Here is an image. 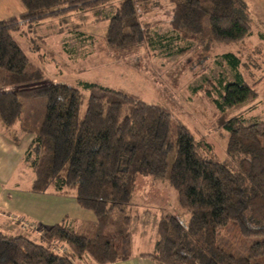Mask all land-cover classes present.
<instances>
[{
	"label": "trees",
	"instance_id": "obj_1",
	"mask_svg": "<svg viewBox=\"0 0 264 264\" xmlns=\"http://www.w3.org/2000/svg\"><path fill=\"white\" fill-rule=\"evenodd\" d=\"M19 1L24 12L0 20V122L20 121L24 100H44L38 127L21 122L33 135L26 153L34 174L30 189L72 194L97 223L81 229L65 223L42 227L44 243L0 230V264H74L83 256L95 264L129 259L132 195L141 175L167 179L189 215L183 225L175 215L161 214L153 252L142 256L157 264H264V117L247 122L227 113L257 97L239 73L235 54L220 56L233 80H218L217 98L206 91L217 127L227 133L225 157L219 159L204 136L197 138L162 105L96 82L47 81L13 35L23 25L32 29L47 17L79 9L107 20L105 41L113 49L153 48L158 39L166 40L168 50L175 41L184 42L175 52L181 55L252 35L244 0H168L171 30L163 35L152 34L156 22L141 19L155 7L149 0H123L109 16L101 12L113 0ZM115 212L121 215L119 228H113ZM51 241L65 243L70 254L56 253Z\"/></svg>",
	"mask_w": 264,
	"mask_h": 264
},
{
	"label": "rangeland",
	"instance_id": "obj_2",
	"mask_svg": "<svg viewBox=\"0 0 264 264\" xmlns=\"http://www.w3.org/2000/svg\"><path fill=\"white\" fill-rule=\"evenodd\" d=\"M121 1H111L112 5H106L101 10L102 16L108 15ZM148 4H154L155 7L147 14H142L141 19L156 22L152 34L170 33L168 21L172 5L167 0H149ZM96 18L92 11L76 9L43 19L35 32L23 25L13 35L30 61L43 70L47 81L67 82L75 86L81 81L96 82L122 88L149 104L162 105L197 138L204 136L213 145L219 159L225 157L227 133L217 127L215 109L206 91L217 98L218 80H233V72L220 57L221 54L233 53L240 59L239 73L257 92L256 98L228 110V115L240 116L247 122L264 117V42L261 34L256 35V26L259 27L262 20L261 12L251 16L252 35L244 41L217 44L208 50L197 48L181 55L175 52L179 46H186L184 42L175 41L168 50L165 47L166 40L158 39L153 48L141 44L130 50L113 49L105 41L106 19L96 21ZM37 36L44 42L34 48L29 39ZM44 103L42 98L24 100L20 123L25 127H38L44 114ZM133 193L136 205L131 214L138 218L139 223H135L137 226L131 229L135 239L142 230L150 232V239L160 214H173L183 225L187 224L189 215L178 206L175 191L167 179L155 180L141 175ZM111 219L113 228L121 227L119 213L112 214ZM94 225L73 223L71 227L77 229ZM29 232L27 235L31 240L44 243L42 227L33 226ZM49 244L53 250L60 247L65 252L63 254H70L65 243L51 241Z\"/></svg>",
	"mask_w": 264,
	"mask_h": 264
},
{
	"label": "crops",
	"instance_id": "obj_3",
	"mask_svg": "<svg viewBox=\"0 0 264 264\" xmlns=\"http://www.w3.org/2000/svg\"><path fill=\"white\" fill-rule=\"evenodd\" d=\"M244 2L250 21L251 16L262 13L260 26H256L258 29L256 35L261 34L262 42H264V0H244ZM22 12H24V6L19 0H0V20L18 17ZM112 12L114 9H111L106 16ZM105 21L107 22V20ZM36 30L35 26L30 31L35 32ZM58 34H60V30H58ZM29 41L38 45L44 42L40 36L30 38ZM32 139L33 135L23 131L20 121H16L10 126L0 122V230L9 235H27L33 226L49 227L61 223L70 227L73 223L96 225L97 220L94 214L81 208L72 194H58L52 187L43 193L31 191L34 174L29 161L26 160V153ZM134 193L132 208L136 205ZM158 220L152 228L150 239L148 230L139 232V237L135 239L132 237L131 229L133 226H137L135 223H138V218L133 217L128 228L131 235L130 258L107 264H157L142 254L153 252L158 239ZM81 228L86 227L77 229ZM27 236L30 238L29 235ZM74 264L95 263H92L88 256H83L81 259L75 260Z\"/></svg>",
	"mask_w": 264,
	"mask_h": 264
},
{
	"label": "built area",
	"instance_id": "obj_4",
	"mask_svg": "<svg viewBox=\"0 0 264 264\" xmlns=\"http://www.w3.org/2000/svg\"><path fill=\"white\" fill-rule=\"evenodd\" d=\"M54 251L56 252V253H58V254H63V253H65L60 247L58 248V249H54Z\"/></svg>",
	"mask_w": 264,
	"mask_h": 264
}]
</instances>
